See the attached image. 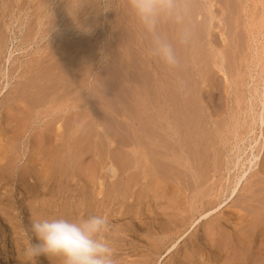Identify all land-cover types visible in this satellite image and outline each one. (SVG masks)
<instances>
[{"label": "rangeland", "instance_id": "1", "mask_svg": "<svg viewBox=\"0 0 264 264\" xmlns=\"http://www.w3.org/2000/svg\"><path fill=\"white\" fill-rule=\"evenodd\" d=\"M3 1L7 6L5 22L7 21L6 23L10 26L8 28L6 26L3 30L5 36L8 37L3 57H9L10 48H12L13 54L10 63L5 62L6 57H2V68H4V72H9L10 84L4 86L7 79L0 81V89H4L0 93V104L8 99L18 75L23 74L29 68L31 61L47 55L49 49L47 50L46 46L49 45L52 46V70L47 68L45 63L42 74L52 71L55 80L51 85L46 86V89H43L49 93L48 102L40 104L35 109L34 117H31V111L23 114V122L19 119L20 124L16 122L12 124L14 129L12 127H9L10 130L6 129L3 124V119H5L2 114L3 108L0 107V147L3 145L5 147L7 144L13 145V153L10 151L8 153L7 147L2 148L3 150L0 149V264H62L58 258L54 257L40 256L35 260H28L24 256L26 245L30 241L35 243V237L30 231L33 219L51 217L70 219V215L73 214L72 210L81 209H84L82 216L90 210L94 211L93 215L102 214L105 216L113 211L111 206L118 198H121V201L114 207L128 206V201H132L133 198H126L123 196L124 194L135 193L140 188H146L148 184L144 183L151 180V177L154 181L152 175L154 168L150 170L151 172L149 171L152 175L148 174L150 179L145 180L142 176L136 175L138 178H142L139 182L135 176L136 172L140 171L139 167L135 166L136 156L134 155V149L136 150L134 143L136 144L138 140L146 149L148 147L149 157L155 160V164L166 161L165 163L171 165L170 169L174 174L182 175L184 179L180 181L184 180L185 188L183 187V191H180L179 198L186 200L182 201H185L188 208L186 212H183V215L191 216L186 227L183 228L185 234L179 241L180 249L172 250L171 242H169L167 245L169 248L163 249L161 256L156 257V260L150 264H183L186 251L191 253L190 246L192 244L189 245L183 241L188 235H192V241H196L200 249L203 247L195 235H202L205 227H208L211 222L201 216L204 209L201 208L200 201L202 199L200 198L204 195V191H208L205 192L207 196L210 194L205 198V202L212 201L214 203L212 217L209 219L222 218L225 222L234 223L239 219L247 218L251 209H253L251 210L252 215L261 213V210L264 212L261 207L259 210L254 208L257 205L264 207V190H262L264 188V136H261L264 127H261L260 123L264 118V0H184L183 18L184 24L189 30L188 42L179 44L176 41V26L174 24L163 22L161 25L162 31L169 34L168 37L177 49L176 52L181 61L180 67L174 70L169 69L157 57L151 55L150 40L143 36V28L130 9L128 0ZM41 2L42 4H40ZM13 5L16 9L13 8ZM9 8L14 10L12 14ZM68 8L73 10L71 15L64 14ZM191 15L192 17H190ZM41 16L44 17L41 20L44 24L39 26L38 22ZM69 21L71 27L67 30V36L64 38L61 36L63 35L62 31ZM168 24L170 25L168 26ZM40 28L42 32L46 33L45 37H42L43 33ZM31 35L33 38L29 39ZM64 44L69 52L68 62L66 61L68 64L66 80L65 78L61 79L63 73L60 71L61 62L64 60L60 48ZM8 46L10 47L9 53ZM213 48L223 49L226 54V75H223L216 66L220 60L217 61V53L213 52ZM195 59L197 62L194 64ZM183 61L184 63H182ZM208 74L211 75L208 76ZM188 75L197 78L193 87L197 90L196 87L199 86V89L198 92H190L189 99H186V97L188 98L185 91L186 82L190 83L191 80H194ZM206 78L210 80L208 82L215 91L216 99H213L215 102L201 94L202 87L207 85ZM174 86L176 87L174 88ZM183 93L187 96L185 97ZM23 105L30 108V105ZM188 106L191 107V110L194 109L192 111L194 114L188 109ZM187 110L191 113H188ZM195 114L198 117V122L195 119ZM167 117L169 118L166 121ZM145 123L150 124L152 128ZM139 125L140 127H137ZM180 125L182 126L180 127ZM110 128L111 130H109ZM138 128L146 129L140 131ZM112 130L120 132L114 133L113 131V135V133H109ZM174 130H180V134L169 133ZM191 135H194V138ZM115 137H117V141ZM109 138L111 142H109ZM121 140L122 142L126 140V142L122 143ZM192 140L193 142L196 140V143H193ZM5 150L7 151L6 155L3 154ZM194 150H196L197 156L194 154ZM162 154H167L169 160L165 159V155ZM258 154L260 156L257 164L249 171V176L243 181L236 197L232 196L234 179H237L244 168L250 167V160L252 158L254 160V155ZM8 155L10 157L12 155V158L9 157L12 161H7ZM237 156H241L240 165ZM195 157L199 160L196 161ZM232 162L237 165H232ZM192 163H195V166ZM112 164H116L117 168L120 167L114 176L110 173ZM19 170L25 171L21 181L18 179V175L21 174ZM186 174L189 175L188 178L185 177ZM205 174L207 175L204 176ZM193 175L199 179L198 182L202 181V186L198 187L200 183ZM135 177L136 179H134ZM208 177L210 179L206 181ZM204 180L206 183L203 184ZM153 181L149 182L148 188L152 189L151 195L157 191L159 203L152 197L145 198L148 195L145 194L137 208L145 210L142 218H147V220L155 218V220L162 219V221L169 220L171 222L175 219L174 212L171 213L174 208L172 205L174 196L172 195L178 190L171 179L166 180L167 182L164 181L163 186L167 185L165 188L159 187ZM214 182L216 184H213ZM31 187H34L33 191H30ZM187 188L190 189L187 190ZM252 189H256L254 190L256 192L259 189L261 191L258 194H253ZM122 191H125L123 195ZM255 197L261 201L258 203ZM260 197L261 199H259ZM255 199L256 201H254ZM253 204L254 206H252ZM174 211L177 210L174 209ZM78 215L79 217L73 214L75 219L81 218V213ZM177 215L179 217V213ZM123 222L129 223V226L132 224L128 217L119 224ZM116 223L115 220H112L110 226H114ZM142 229L141 235H125L124 250H116L114 247L115 255L120 257L119 262L116 263L131 264V261L140 259L142 253L148 252L147 242L149 239L153 241L154 237L147 238L144 235L145 229ZM116 236L117 234L113 230H108L105 234V238L110 242H113ZM260 245L262 244L258 245L259 249L261 247L260 250H263L262 253H264V244ZM194 263H196V259Z\"/></svg>", "mask_w": 264, "mask_h": 264}, {"label": "bare ground", "instance_id": "2", "mask_svg": "<svg viewBox=\"0 0 264 264\" xmlns=\"http://www.w3.org/2000/svg\"><path fill=\"white\" fill-rule=\"evenodd\" d=\"M40 1V0H39ZM77 1H79V0H77ZM196 1V0H195ZM208 1V0H207ZM189 2V1H188ZM194 2V1H193ZM36 3V2H35ZM76 3V2H75ZM81 3V2H80ZM184 3H185V1H184ZM14 4V3H13ZM40 4H42V2L40 3ZM190 4V3H189ZM193 4V3H192ZM183 6H185V5H183ZM7 6H6V3H5V1H3V0H0V11H2V12H0V81L3 79V81L5 80V79H7V83L5 84V82H4V86L5 85H7V86H9V84H10V82H9V79H10V77H9V72L7 73V72H4V68H2V63H1V61H2V57H3V54L5 53V49H6V43H7V39H8V37L7 36H5V34L3 33V30H4V28L7 26V28L8 27H10V26H8V24L5 22V18L7 17V13H5V8H6ZM10 7V6H9ZM189 7V6H188ZM193 7V6H192ZM11 8V7H10ZM9 8V10H11V14L14 12V10H12V9H10ZM13 8H15L14 7V5H13ZM31 8V7H30ZM47 8V7H46ZM206 8V7H205ZM16 9V8H15ZM20 10V9H19ZM31 10V9H30ZM38 10V9H37ZM13 11V12H12ZM17 11V10H16ZM66 11V12H65ZM64 12V14L65 15H71L72 14V11L73 10H71V8H68V9H66ZM38 12H39V10H38ZM209 12V11H208ZM213 12V11H212ZM5 13V14H4ZM33 13V12H32ZM71 13V14H70ZM193 13V12H192ZM35 14H36V12H35ZM63 14V15H64ZM185 14V13H184ZM206 14V13H205ZM211 14V13H210ZM10 15V14H9ZM43 15V14H42ZM45 15V14H44ZM216 15V14H215ZM38 16V15H37ZM205 16V15H204ZM66 17V16H65ZM69 17V16H68ZM190 17H192V15L190 16ZM208 17V16H207ZM214 17H216V16H214ZM42 18H44L43 16H41L39 19H40V21L42 20ZM71 18V17H70ZM193 18H194V16H193ZM20 19V18H19ZM33 19V18H32ZM66 19V18H65ZM72 19H74L73 17H72ZM60 20H61V16H60ZM68 20V19H67ZM189 20V19H188ZM209 20V19H208ZM38 22L39 23V26H41L42 24H44L42 21L41 22ZM63 22H66V21H64V20H62ZM72 21H74V20H72ZM62 24H64V23H62ZM66 24V23H65ZM170 24H168V26H169ZM165 26H167L166 24H165ZM172 26V25H171ZM174 26V25H173ZM71 27V25H70V21H69V24H66L65 25V28H64V31H62L63 32V35H61V36H64V38L67 36L66 34H67V30L69 29ZM170 28V27H169ZM173 28H175V27H173ZM197 29V28H196ZM163 30V29H162ZM170 30V29H169ZM40 31H41V28H40ZM212 31H213V29H212ZM39 32V31H38ZM42 32V31H41ZM60 32H61V30H60ZM60 32H59V34H60ZM43 34H41L42 35V37H45L46 35V33H44V32H42ZM170 34H171V32H169ZM176 33V32H175ZM193 33H194V31H193ZM213 33V32H212ZM215 33V32H214ZM33 34V33H32ZM37 34V33H36ZM169 35V34H168ZM30 36V35H29ZM144 36V35H143ZM204 36V35H203ZM173 37V36H172ZM190 37V36H189ZM197 37V36H196ZM33 38V35H31V38H29V39H32ZM63 38V37H62ZM194 38V37H193ZM212 38V37H211ZM61 39V38H60ZM68 39V38H67ZM66 39V40H67ZM86 39V38H85ZM65 40V39H64ZM199 40V39H198ZM214 40V39H213ZM60 41V40H59ZM84 41V40H83ZM142 41V40H141ZM192 41V40H191ZM196 41V40H195ZM215 41V40H214ZM30 42V41H29ZM79 42V41H78ZM77 42V43H78ZM213 42V41H212ZM61 43H63V42H61ZM60 43V44H61ZM81 43V42H80ZM142 43V42H141ZM140 43V44H141ZM200 43V42H199ZM73 44V43H72ZM178 44V43H177ZM65 45L66 44H64L63 46H61V54L62 55H64V60H62V62H61V68H60V71L63 73V74H61V79H64L65 78V80L67 79L66 78V72L68 71V64H67V60H68V50L65 48ZM192 45V44H191ZM59 46V45H58ZM76 47V46H75ZM78 47V46H77ZM192 47H194V46H192ZM9 46H8V53H9ZM42 48V47H41ZM40 48V49H41ZM54 48V47H53ZM65 48V49H64ZM184 48H185V46H184ZM184 48H182V49H184ZM191 48V47H190ZM33 49V48H32ZM46 49L48 50L49 49V51H48V53H47V55L44 57L43 56V58L42 57H39V59H35V60H32L31 61V63L29 64V68L25 71V72H23V74H19L18 75V79H17V81L15 82V84H14V86H12L13 88L11 89V93H10V96L8 97V99H6L5 101H3L1 104H0V107H2L3 108V111H2V114H3V116H4V118L5 119H3L4 121H3V124H5V127H6V129L8 130L9 129V127H12L13 128V123L14 122H16L17 124L19 123V122H23V114H25V113H27L28 111H31L32 112V115H31V117H34L36 114H34L35 113V109L38 107V106H40V104H42V103H44V102H48V98H49V93H46V91L45 90H43L44 88L46 89V86H49V85H51L52 83H53V81L55 80V78L52 76V71H49V72H44L43 74H42V70L43 69H45V66H44V64L46 63V67L47 68H49V69H51L52 70V46L51 45H49L48 47L46 46ZM186 49V48H185ZM214 50H213V52H216L217 53V57L218 58H216L217 59V61H218V59L220 60V62L218 61L217 63H216V61H214V63H216V66H218L217 68L218 69H220V72H222L223 73V75H226V70H225V64H226V60H227V58H226V54L224 53V50L223 49H221V50H216V48H213ZM177 50V49H176ZM203 50V49H202ZM202 50H201V52H202ZM53 51H54V49H53ZM56 51V50H55ZM185 51V50H184ZM16 52V51H15ZM38 52V51H37ZM42 52V51H41ZM44 53H45V50L43 51ZM181 52V51H180ZM195 53V52H194ZM12 54H13V51H12V48H10V55H9V57H3V58H5V62L6 63H10L11 62V56H12ZM181 54V53H180ZM185 54V53H184ZM78 55V54H77ZM199 55V54H198ZM211 55H212V53H211ZM210 55V56H211ZM140 56V55H139ZM180 56V55H179ZM208 56V55H207ZM79 57V56H78ZM87 57V56H86ZM85 57V58H86ZM194 57V56H193ZM197 57V56H196ZM205 57V56H204ZM34 58V57H33ZM62 58V57H61ZM183 58V57H182ZM77 59V58H76ZM199 59H200V56H199ZM205 59V58H204ZM215 59V60H216ZM57 60V59H56ZM201 60V59H200ZM67 61V62H66ZM72 61V60H71ZM76 62V61H75ZM147 62V61H146ZM194 62V64L197 62L196 61V59H195V61H193ZM72 63H74V62H72ZM182 63H184V61L182 62ZM199 63V62H198ZM60 64V63H59ZM71 64V63H70ZM84 65V64H83ZM164 65V64H163ZM162 65V66H163ZM210 65V64H209ZM56 66V65H55ZM75 66V65H74ZM198 66V65H197ZM202 66V65H201ZM211 66V65H210ZM85 67V66H84ZM180 67V66H179ZM178 67V68H179ZM186 67H187V65H186ZM191 67V66H190ZM184 68V67H183ZM193 68V67H192ZM71 70H72V68H70ZM69 69V70H70ZM80 69V68H79ZM182 69V68H181ZM186 69V68H185ZM185 69H183V70H185ZM217 69V70H218ZM47 70V69H46ZM164 70V69H163ZM174 70V69H173ZM177 70V69H176ZM188 70V72H189V68L187 69ZM186 70V71H187ZM202 70V69H201ZM48 71V70H47ZM165 71V70H164ZM169 71V70H168ZM215 71V70H214ZM166 72V71H165ZM176 72V71H175ZM183 72V71H182ZM203 72V71H202ZM47 73V74H46ZM185 73H187V72H185ZM194 73V72H193ZM192 73V74H193ZM242 73V72H241ZM15 74V73H14ZM58 74V73H57ZM60 74V73H59ZM179 74V73H178ZM183 74V73H182ZM192 74H190V75H192ZM172 75H173V72H172ZM171 75V76H172ZM190 75H188L189 76V78H194V77H190ZM205 75V74H204ZM209 75H211V74H208V76ZM162 76V75H161ZM166 76V75H165ZM170 76V77H171ZM186 76V75H185ZM214 76V75H213ZM167 77V76H166ZM59 78V77H58ZM176 78H177V76H176ZM203 78H205V77H203ZM202 78V79H203ZM184 79V78H183ZM182 79V80H183ZM186 79V78H185ZM197 78H194V80H189L190 81V83L187 81L188 80V78H187V82H186V88H185V91L187 92L186 94H188V98L186 97L187 95L186 94H184L185 95V97H186V99H189V93L190 92H194V91H197L199 88V86L198 87H196V89L197 90H195L194 88L195 87H193V85H194V82H195V80H196ZM217 79V78H216ZM13 80V79H12ZM56 80H58V79H56ZM181 80V81H182ZM11 81V80H10ZM167 81V80H166ZM171 81H172V79H171ZM180 81V80H179ZM204 81V80H203ZM208 81H210L209 79H205V83H207V85H206V87H202V89H201V94L203 95V96H208L210 99H212V101H213V99H216L215 98V94H214V92L215 91H213V89L211 88L212 87V85H210V83L208 82ZM2 82V81H1ZM238 82V81H237ZM60 83H62V82H60ZM139 83V82H138ZM169 83V82H168ZM178 83V82H177ZM197 83H199L198 81H197ZM209 83V84H208ZM57 84V83H56ZM133 84V83H132ZM170 84H171V82H170ZM179 84V83H178ZM196 84V83H195ZM140 85V84H139ZM175 85V84H174ZM197 85V84H196ZM238 85V84H237ZM241 85V84H240ZM3 86V85H2ZM52 87H53V85H52ZM176 86H174V88H175ZM48 88V87H47ZM136 88V87H135ZM3 89V88H2ZM2 89H0V93H1V91H2ZM6 89V88H5ZM10 89V88H9ZM41 89V90H40ZM166 89V88H165ZM169 89V88H168ZM4 90V89H3ZM43 90V91H42ZM63 90V89H62ZM134 90V89H133ZM176 90V89H175ZM184 90V89H183ZM166 91H167V89H166ZM170 91V90H169ZM259 91V90H258ZM3 92V91H2ZM134 92V91H133ZM182 92V91H181ZM198 92V91H197ZM226 92V91H225ZM137 93H138V91H137ZM137 93H136V95H137ZM139 94V93H138ZM170 94V93H169ZM182 94V93H181ZM197 94V93H196ZM62 95V94H61ZM60 95V96H61ZM82 95V94H81ZM140 95V94H139ZM51 96V95H50ZM170 96V95H169ZM173 96V95H172ZM198 96V95H197ZM46 97V98H45ZM54 97V96H53ZM194 97H195V95H194ZM59 98V97H58ZM168 98V97H167ZM172 98V97H171ZM180 98H182L183 99V97L182 96H180ZM178 100H179V98H177ZM194 99H196V98H194ZM10 100V101H9ZM67 100V99H66ZM136 100H138V99H136ZM140 100H141V97H140ZM143 100V99H142ZM148 100V99H147ZM196 100H198V99H196ZM54 101H56V100H54ZM58 101V100H57ZM144 101V100H143ZM177 101V100H176ZM184 101V100H183ZM185 101H187V100H185ZM184 101V102H185ZM189 101V100H188ZM63 102H64V100H63ZM145 102V101H144ZM149 102V101H148ZM165 102V101H164ZM169 102V101H168ZM198 102V101H197ZM210 102V101H209ZM213 102H215V101H213ZM218 102V101H217ZM8 103V104H7ZM150 103V102H149ZM202 103V102H201ZM23 104H27V106L28 105H30V108L28 107H26L25 105H23ZM154 104V103H153ZM185 104H187V103H185ZM184 104V105H185ZM210 104V103H209ZM264 104V103H263ZM59 105H61V104H59ZM65 105V104H64ZM140 105V104H139ZM164 105V104H163ZM183 105V106H184ZM188 105V104H187ZM186 105V106H187ZM197 105V104H196ZM8 106V107H7ZM140 106H142V105H140ZM204 106V105H203ZM217 106V105H216ZM164 107H165V105H164ZM163 107V108H164ZM189 107V106H188ZM188 107H184L185 109L186 108H188ZM218 107V106H217ZM217 107H216V109H217ZM7 108V109H6ZM9 108V109H8ZM60 108V107H59ZM63 108V107H62ZM147 108V107H146ZM149 108V107H148ZM156 108V107H155ZM166 108H167V106H166ZM171 108V107H170ZM183 108V107H182ZM194 108V107H193ZM201 108V107H200ZM30 109V110H29ZM135 109H136V107H135ZM169 109V108H168ZM188 109H190V111L192 112L193 110H191V107H189ZM149 110V109H148ZM180 110V109H179ZM184 110V109H183ZM49 111V110H48ZM135 111V110H134ZM145 111H147V110H145ZM169 111V110H168ZM188 111V110H187ZM80 112V111H79ZM83 112V111H82ZM81 112V113H82ZM133 112V111H132ZM166 112V111H165ZM170 112V111H169ZM184 112V111H183ZM191 112H189L188 111V113H191ZM198 112V111H197ZM200 112V111H199ZM214 112H215V110H214ZM73 113V112H72ZM139 113V112H138ZM193 113V112H192ZM201 113V112H200ZM136 114V113H135ZM159 114V113H158ZM162 114V113H161ZM182 114H184V113H182ZM194 114V113H193ZM209 114V113H208ZM212 114V113H211ZM211 114H210V116H211ZM9 115V116H8ZM90 115V114H89ZM131 115V114H130ZM150 115V114H149ZM155 115H156V113H155ZM172 115V114H171ZM185 115V114H184ZM198 115V114H197ZM260 115V114H259ZM56 116V115H55ZM67 116V115H66ZM77 116H78V112H77ZM88 116V115H87ZM151 116V115H150ZM161 116V115H160ZM182 116V115H181ZM186 116V115H185ZM261 116V115H260ZM153 117V116H152ZM202 117V116H201ZM204 117V116H203ZM169 117H167L166 118V121H167V119H168ZM177 118V117H176ZM193 118V117H192ZM2 119V118H1ZM19 119L21 120V121H19ZM146 119V118H145ZM178 119H179V117H178ZM185 119H187V118H185ZM195 119L197 120V122H198V117L196 116V114H195ZM202 119V118H201ZM240 119V118H239ZM262 119V117L260 118V120ZM52 120V119H51ZM199 120H200V118H199ZM237 120V119H236ZM59 121V120H58ZM170 121V120H169ZM169 121H168V123H169ZM182 121V120H181ZM185 121V120H184ZM238 121V120H237ZM45 122V121H44ZM80 122V121H79ZM82 122V121H81ZM91 122V121H90ZM89 122V123H90ZM179 122V121H178ZM186 122V121H185ZM212 122H214V121H212ZM48 123V122H47ZM174 123V122H173ZM184 123V122H183ZM182 123V124H183ZM219 123V122H218ZM234 123H235V121H234ZM260 123H261V127H264V118L262 119V122L260 121ZM20 124V123H19ZM24 124V123H23ZM146 124V123H145ZM159 124V123H158ZM176 124V123H175ZM242 124V123H241ZM77 125V124H76ZM146 125H149L150 126V124H146ZM165 125V124H164ZM177 125V124H176ZM184 125H185V123H184ZM188 125V124H187ZM190 125V124H189ZM188 125V126H189ZM199 125V124H198ZM220 125V124H219ZM78 126V125H77ZM120 126H122V125H120ZM119 126V127H120ZM144 126V125H143ZM158 126V125H157ZM182 125H180V127H181ZM186 126V125H185ZM236 126V125H235ZM4 127V126H3ZM137 127H140V125L139 126H137ZM85 128V127H84ZM117 128V127H116ZM115 128V129H116ZM121 128V127H120ZM122 128H124V127H122ZM150 128H152V126H150ZM157 128V127H156ZM159 128V127H158ZM171 128V127H170ZM222 128V127H221ZM14 129V128H13ZM77 129V128H76ZM118 129V128H117ZM116 129V130H117ZM138 129H140V131H144V130H141V128H138ZM154 129V128H153ZM152 129V130H153ZM180 130L182 129V128H179ZM215 129V128H214ZM260 129V128H259ZM10 130V129H9ZM59 130V129H58ZM67 130V129H66ZM109 130H111V128L109 129ZM119 130V129H118ZM170 130V129H169ZM177 130H178V128H177ZM179 130V131H180ZM189 131L191 130L190 129V127H189V129H188ZM204 130V129H203ZM16 131V130H15ZM113 131L114 130H112L111 132H109L110 134H112L113 133ZM124 131V130H123ZM126 131V130H125ZM179 131H171V132H169V133H171L172 134V132L174 133V134H176V135H178V134H180V132ZM58 132V131H57ZM115 132H117V131H114V133ZM118 132H120V131H118ZM117 132V133H118ZM146 132V131H145ZM153 132H154V130H153ZM157 132V131H156ZM205 132V131H204ZM262 132V137L264 136V130L263 131H261ZM79 133H81V132H79ZM114 133H113V135H114ZM165 133V132H164ZM185 133V132H184ZM202 133V132H201ZM208 133V132H207ZM11 134V133H10ZM131 134V133H130ZM149 134H152V133H149ZM158 134H159V132H158ZM162 134V133H161ZM261 134V133H260ZM16 135V134H15ZM116 135V134H115ZM136 135H137V133H136ZM154 135H156L155 133H154ZM173 135V134H172ZM205 135V134H204ZM50 136V135H49ZM117 136V135H116ZM165 136V135H164ZM181 136H182V132H181ZM192 136V135H191ZM194 136V135H193ZM192 136V137H193ZM203 136V135H202ZM214 136V135H213ZM83 137V136H82ZM150 137V136H149ZM210 137V136H209ZM38 138V137H37ZM116 138L117 137H115V140H116ZM142 138V137H141ZM151 138V137H150ZM194 138V137H193ZM83 139V138H82ZM129 139V138H128ZM161 139H163L162 137H161ZM166 139V138H165ZM173 139V138H172ZM181 139V138H180ZM33 140V139H32ZM74 140V139H73ZM157 140V139H156ZM160 140V139H159ZM167 140V139H166ZM82 141V140H81ZM84 141V140H83ZM117 141V140H116ZM120 141V140H119ZM125 142H126V140H124ZM124 141L122 142V140H121V142L122 143H124ZM131 141V140H130ZM134 141V140H133ZM151 141V140H150ZM161 141V140H160ZM184 141V140H183ZM204 141V140H203ZM79 142V141H78ZM109 142H111V139L109 138ZM192 142H193V140H192ZM194 142L196 143V140H194ZM193 142V143H194ZM215 142V141H214ZM34 143V142H33ZM107 143V142H106ZM114 143V142H113ZM117 143V142H116ZM150 143V142H149ZM179 143V142H178ZM177 143V144H178ZM200 143V142H199ZM198 143V144H199ZM206 143V142H205ZM35 144V143H34ZM99 144V143H98ZM145 144V143H144ZM148 144V143H147ZM151 144V143H150ZM150 144H149V146H150ZM182 144V143H181ZM185 144V143H184ZM211 144V143H210ZM263 144V143H262ZM15 145V144H14ZM56 145V144H55ZM77 145H79L78 143H77ZM99 145H102V144H99ZM104 145V144H103ZM132 145V144H131ZM134 145H136V150L134 149V155L136 156V162H135V166L136 167H139V169H140V171H139V173H138V171L136 172V174H135V176L136 175H138V177L139 176H142V178L143 179H145V180H147V178H149L150 179V177H149V175L150 176H152L153 175V177H154V181L156 182V184L159 186V187H162L163 186V184L165 183L164 181H166V180H170L171 179V181L174 183V186L176 187V189L178 190L176 193L175 192H173L174 193V195H172V196H174V198H173V206H174V208H173V211L171 212V213H173L174 212V217H175V219H173L171 222L169 221V220H166V221H162V219L161 220H155V218H150L149 220H147V218H142V215H144L143 213H145V210H142V208L141 209H138L137 208V206H138V204H140V202L144 199V196H145V194L147 195V197L145 196V198H150V197H152V198H154V199H156L157 200V202H158V200H159V198H158V193H157V191H155L154 192V194L153 195H151V193H152V189H150V188H148V186H150L149 184L151 183L150 181H153V179H152V177H151V180H147L148 182H145L144 184L145 185H147L146 186V188L145 187H143V188H140V190L138 189L137 191H135V193H131V194H129L130 192H127L126 194H124L125 193V191H127V190H125L124 192L122 191V195L124 196V197H126V198H128L129 197V199H132V201H128V206L126 205V206H123V205H121V206H119V207H114L115 206V204H117L119 201H121L119 198L118 199H116V200H114V202H113V205L111 206L112 207V209H113V211L111 212V213H108V214H106L105 216L108 218V220H109V223L111 224L112 223V220H115L117 223L113 226H110V228H109V230L111 231V230H113V232H115L116 234H117V236H116V239L115 238H113V239H115V240H113V242H111V244H112V246L113 247H115L116 248V250H124L123 249V247H125V244H123L124 243V240H125V235H128V234H133L134 236H136V235H141V232L143 231V229L142 228H144L145 229V231H144V235L147 237V238H150V237H154V239H153V241H151L150 239L148 240V242H147V244H148V246L146 247V249L148 248V252L146 253V254H144V253H142L141 254V256H140V259H136V260H133V261H131V264H150V262H152V261H154V260H156V257H158L159 255L161 256V252H162V250L163 249H168L169 247H167V245H168V243L169 242H171V244L170 245H172V250H174V248H175V250H179L180 249V243H179V241L183 238V236H184V234H185V230L183 231V228H185L186 227V225H187V222H188V220H189V218H191V216H188V215H183L184 213L183 212H186V210H188V208H187V206H186V204L184 203L186 200L185 199H182V200H185L184 202L179 198V196L181 195V190L182 189H184L185 188V186H183V185H185V182H184V180L183 181H180L181 179H184L183 177H182V175H176V174H174L173 172H172V170L170 169L171 167V165H169L168 163H165L166 161H161V162H163V163H158L157 162V164H155V160L153 159H150V157H149V153L147 152L149 149H148V147H147V149H146V147H144L142 144H141V142H139V140L137 141V143L135 144L134 143ZM152 145V144H151ZM214 145V144H213ZM220 145V144H219ZM2 146V145H1ZM4 146V145H3ZM0 147V149H4L5 147H7L6 149H8V153H9V151L10 152H12L13 153V145H11V144H7V145H5V147ZM47 146V145H46ZM57 146V145H56ZM72 146V145H71ZM82 146V145H81ZM85 146V145H84ZM90 146V145H89ZM93 146V145H92ZM129 146V145H128ZM155 146V145H154ZM160 146V145H159ZM165 146V145H164ZM167 146V145H166ZM165 146V147H166ZM173 146V145H172ZM183 146V145H182ZM186 146V145H185ZM216 146V145H215ZM88 147V146H87ZM106 147V146H105ZM184 147V146H183ZM201 148H202V146H200ZM208 147V146H207ZM52 148V147H51ZM59 148V147H58ZM82 148V147H81ZM94 148V147H93ZM132 148V147H131ZM152 148V147H151ZM180 148H181V146H180ZM200 148V149H201ZM2 149V150H3ZM155 149V148H154ZM171 149V148H170ZM203 149V148H202ZM219 149V148H218ZM217 149V150H218ZM76 150V149H75ZM91 150V149H90ZM116 150V149H115ZM187 150V149H186ZM86 151V150H85ZM84 151V152H85ZM132 151V150H131ZM176 151V150H175ZM183 151V150H182ZM202 151V150H201ZM215 151V150H214ZM6 150H5V152L3 153V154H5L6 155ZM87 152V151H86ZM85 152V153H86ZM111 152V151H110ZM109 152V154H111ZM153 152V151H152ZM158 152V151H157ZM160 152V151H159ZM164 152V151H163ZM178 152H180V151H178ZM194 152V154H196V156L198 155L197 153H196V150H194L193 151ZM11 153V154H12ZM33 153V152H32ZM84 153V154H85ZM88 153V152H87ZM86 153V154H87ZM98 153H100V152H98ZM125 153V152H124ZM130 153V152H129ZM176 153V152H175ZM189 153H190V151H189ZM210 153V152H209ZM208 153V154H209ZM2 154V153H1ZM2 154V155H3ZM82 154V153H81ZM97 154V153H96ZM101 154V153H100ZM106 154H108V153H106ZM157 154H159V153H157ZM170 154V153H169ZM174 154V153H173ZM218 154V153H217ZM222 154H223V152H222ZM38 155V154H37ZM73 155V154H72ZM162 155H165V159H167V160H169V156H166L167 154H162ZM207 155V154H206ZM78 156V155H77ZM93 156V155H92ZM116 156V155H115ZM130 156V155H129ZM139 156V157H138ZM200 156V155H199ZM205 156V155H204ZM259 156H260V154H258V155H254V160H253V158L250 160V167H246V168H244L243 170H242V172L240 173V175L239 176H237V179L235 180L234 179V183H235V185L233 186V188H232V196L234 195V197H236V195L238 194V192H239V190H240V188H241V186H242V183H243V181L244 180H246L247 178H248V174H249V171L257 164V162H258V160H259ZM4 157V156H3ZM10 156L8 155L7 156V161H12L10 158H12V155H11V157L9 158ZM109 157H111V156H109ZM117 157V156H116ZM159 157V156H158ZM191 157H193V156H191ZM201 157V156H200ZM219 157V156H218ZM238 157V159H237V161H238V164L240 165V163L241 162H239L240 161V158H241V156L239 157V156H237ZM1 158V157H0ZM76 158V156H75V154H74V159ZM101 158V157H100ZM113 158V157H112ZM124 158V157H123ZM133 158V157H132ZM156 158V157H155ZM194 158V157H193ZM192 158V159H193ZM264 158V157H263ZM4 159V158H3ZM9 159V160H8ZM78 159V158H77ZM88 159V158H87ZM175 159V158H174ZM174 159H172V160H174ZM195 159H196V161L197 160H199L197 157H195ZM206 159H207V157H206ZM209 159V158H208ZM220 159V158H219ZM5 160V159H4ZM133 160V159H132ZM156 160H157V158H156ZM177 160V159H176ZM202 160V159H201ZM205 160V159H204ZM211 160V159H210ZM0 161H1V159H0ZM6 161V162H7ZM91 161V160H90ZM104 161V160H103ZM108 161V160H107ZM192 161V160H191ZM195 161V162H196ZM249 161V160H248ZM32 162V161H31ZM38 162V161H37ZM95 162V161H94ZM100 162V161H99ZM177 162V161H176ZM175 162V163H176ZM8 163V162H7ZM122 163V162H121ZM196 163H198V162H196ZM233 164L232 165H234V166H236L237 165V163H235V162H232ZM264 163V162H263ZM9 165H10V163H8ZM33 164V163H32ZM107 164V163H106ZM141 164V165H140ZM193 164V163H192ZM230 164V163H229ZM5 165V164H4ZM4 165H3V167H4ZM73 165V164H72ZM87 165H89V164H87ZM98 165V164H97ZM109 165V164H108ZM128 165H129V163H128ZM157 165V166H156ZM194 166H195V163L193 164ZM197 165V164H196ZM200 165V164H199ZM199 165H198V169H199ZM209 165H210V163H209ZM215 165V164H214ZM243 165V164H242ZM101 166V165H100ZM99 166V167H100ZM193 166V167H194ZM1 167V166H0ZM2 167V168H3ZM92 167V166H91ZM103 167V166H102ZM202 167V166H201ZM207 168H208V166H206ZM260 167H261V165H260ZM259 167V168H260ZM1 168V169H2ZM5 168V167H4ZM120 168V167H119ZM119 168H117V166H116V164H112V166L110 167V173L111 174H113V176L114 175H116L117 174V169H119ZM153 168L155 169L154 171H152V175L149 173V171L150 170H153ZM178 168V167H177ZM196 168V167H195ZM263 168V167H262ZM261 168V169H262ZM175 169V168H174ZM179 170V169H178ZM204 170V169H203ZM254 170V169H253ZM7 171V170H6ZM20 171V175H18V179H19V181H21L22 180V177H24V175H25V171L24 170H19ZM100 171V170H99ZM197 171V170H196ZM200 171H202L201 169H200ZM33 172H34V170H33ZM151 172V171H150ZM175 172V171H174ZM179 173L181 172V171H178ZM204 172V171H203ZM209 172V171H208ZM138 173V174H137ZM197 173V172H196ZM205 173V172H204ZM263 173V172H262ZM93 174V173H92ZM104 174V173H103ZM149 174V175H148ZM228 174V173H227ZM198 175H199V173H198ZM207 174H205L204 176H206ZM45 176V175H44ZM130 176H131V174H130ZM188 174H186L185 175V177H187L188 178ZM195 178H196V180H197V182H198V178L196 177V175H193ZM203 176V177H204ZM127 177H129V176H127ZM137 177V176H136ZM136 177L134 178V179H136ZM137 177V179L139 180V182H140V180L142 179L141 177L140 178H138ZM166 178V179H164V178ZM210 178H211V176H209ZM207 178L206 179V181H208L210 178ZM259 177V176H258ZM101 178V177H100ZM200 178V177H199ZM262 178V177H261ZM92 179V178H91ZM125 179V178H124ZM129 179H131L130 177H129ZM213 179V178H212ZM31 180V179H30ZM137 180V181H138ZM87 181V180H86ZM134 181V180H133ZM136 181V180H135ZM154 181H153V183H154ZM205 181V180H204ZM206 181L205 182H203V184L204 183H206ZM216 181H217V179H216ZM220 181V180H219ZM231 181V179L229 180V182ZM253 181V180H252ZM258 181V180H257ZM131 182V181H130ZM139 182H136L137 184H139ZM150 182V183H149ZM167 182V181H166ZM256 182V181H255ZM142 183H143V181H142ZM152 183V184H153ZM187 183H188V181H187ZM198 183H200V184H198V187H200V186H202V181H200V182H198ZM93 184V183H92ZM155 184V183H154ZM153 184V185H154ZM213 184H216V182H214ZM233 184V183H232ZM256 184V183H255ZM259 184V183H258ZM101 185V184H100ZM142 185V184H141ZM140 185V186H141ZM152 185V186H153ZM191 185V184H190ZM200 185V186H199ZM90 186V185H89ZM139 186V187H140ZM211 186V185H210ZM209 186V187H210ZM103 187V186H102ZM101 187V188H102ZM164 188L165 187H167V185H164L163 186ZM184 187V188H183ZM213 187V186H212ZM133 188V187H132ZM170 188V187H169ZM190 188H192V187H190ZM189 188V189H190ZM257 188V187H256ZM158 189V188H157ZM156 189V190H157ZM188 188H187V190H189ZM193 189V188H192ZM200 189V188H199ZM210 189V188H209ZM208 189V190H209ZM262 189V188H261ZM261 189H259V191L257 190V192L256 191H254V190H256V189H252V193L253 194H258V192H260L261 191ZM29 190V189H28ZM34 190V187H31L30 188V191H33ZM102 190V189H101ZM160 190V189H159ZM262 190H264V188L262 189ZM131 191H132V189H131ZM164 191V190H163ZM162 191V192H163ZM172 191V190H171ZM183 191V190H182ZM210 191V190H209ZM212 191V190H211ZM159 192V191H158ZM201 192V191H200ZM206 191H204V195H202V197L200 198V199H202L201 201H200V203L202 204V207L201 208H203L204 209V212H202L201 213V216L204 218V219H208L209 221H211L210 223H209V225H208V227H205L206 229H205V231H204V233L202 234V235H200V234H197V235H195V238L196 239H198L199 240V242H200V244H202L203 245V247L200 249L199 248V245H198V243L196 244V241H192V238H191V236L192 235H188L187 237H185L184 239H183V241H185L184 243H187V244H192L190 247H191V253H189L188 251H186V254H185V256H184V260H183V264H264V253H262L263 252V250H260L261 249V247H260V249H259V244H264V212L261 210V213H257V214H254V215H252V212H251V210H253V209H249L250 210V213H249V216H247V218H244V219H239V221L237 222H234V223H230V221H224V220H222V218H217V219H209L210 217H212L211 215H212V210H214L213 209V207H214V203H212V201H206L205 202V198L206 197H209V195L210 194H208V196L206 195V193L208 192H206ZM171 193V192H170ZM197 193H199V192H197ZM250 193V192H249ZM36 194V193H35ZM180 194V195H179ZM202 194V193H201ZM260 194V193H259ZM121 195V194H120ZM160 196V195H159ZM162 196V195H161ZM185 196H186V193H185ZM197 196V195H196ZM246 196V195H245ZM11 197V196H10ZM124 197H122V198H124ZM248 197V196H247ZM246 197V198H247ZM257 197H259V196H257ZM257 197H255L256 199H257ZM184 198V197H183ZM171 199V198H170ZM199 199V198H198ZM251 199V198H250ZM256 199L254 200V201H256ZM259 199H261V197L259 198ZM207 200V199H206ZM247 200V199H246ZM264 200V199H263ZM126 201V200H125ZM257 201H258V203L261 201V200H258L257 199ZM161 202V201H160ZM188 202V201H187ZM159 203V202H158ZM157 203V204H158ZM165 203V202H164ZM212 203V204H211ZM254 203V202H253ZM123 204V203H122ZM171 204V203H170ZM196 204V203H195ZM211 204V207L209 206ZM244 204V203H243ZM261 204H263V203H261ZM156 205V204H155ZM206 205H208V206H206ZM167 206H168V204H167ZM201 206V205H200ZM215 206H217V205H215ZM252 206H254V204L252 205ZM239 207H240V205H239ZM241 207H243V206H241ZM259 207H261L262 209H264V207L263 206H261V205H257V207H255L254 206V208L256 209V210H259ZM168 208H170V207H168ZM247 208V207H246ZM174 209H176L177 211V213H179V217H178V215H177V213L174 211ZM34 210V209H33ZM79 211V212H78ZM180 211V212H179ZM84 212V209H81V210H72V213L73 214H76V216H78L79 217V215H78V213H81V218L82 217H85V216H89V215H91L94 211L93 210H90L89 212H86V214H84L83 216H82V213ZM148 212V211H147ZM164 212H166V211H164ZM234 212V211H233ZM244 212V211H243ZM194 213V212H193ZM214 213V212H213ZM238 213V212H237ZM254 213V212H253ZM73 214L72 215H70L71 217H69L70 219H72V220H75V217L73 216ZM93 215V214H92ZM96 215H99V214H96ZM100 215H102V214H100ZM150 216V215H149ZM148 216V217H149ZM200 216V217H201ZM126 217H128L129 219H130V222L132 223L130 226H129V223H125V222H123V223H121V224H119V222H122L123 220H124V218H126ZM230 217V216H229ZM136 220H138V221H136ZM196 221V220H195ZM200 221V220H199ZM203 221V220H202ZM213 222H215V223H213ZM194 224V223H193ZM199 225H201V223H199ZM217 225V227H215ZM190 226H192V225H190ZM204 226H205V224H204ZM231 228V229H230ZM132 235V236H133ZM190 236V237H189ZM138 237V236H137ZM112 240V239H111ZM115 241V242H114ZM182 241V242H183ZM153 242V243H152ZM262 245H260V246H262ZM263 248V247H262ZM171 250V251H172ZM115 260H116V262H119L118 261V259L120 260V257L117 255H115ZM196 259V263H194V260ZM116 264H118V263H116Z\"/></svg>", "mask_w": 264, "mask_h": 264}, {"label": "clouds", "instance_id": "3", "mask_svg": "<svg viewBox=\"0 0 264 264\" xmlns=\"http://www.w3.org/2000/svg\"><path fill=\"white\" fill-rule=\"evenodd\" d=\"M128 4L150 40V53L169 69L180 66V58L172 40L161 29L163 22L176 26V41L186 44L189 30L184 24V0H128ZM110 228L104 215L79 219L65 217L33 219L30 231L35 237L26 245L24 256L35 260L40 256L58 258L62 264H116L115 249L105 238Z\"/></svg>", "mask_w": 264, "mask_h": 264}]
</instances>
